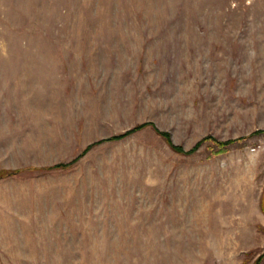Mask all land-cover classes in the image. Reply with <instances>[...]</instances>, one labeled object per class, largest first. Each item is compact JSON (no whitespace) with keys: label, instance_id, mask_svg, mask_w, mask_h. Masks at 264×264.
<instances>
[{"label":"rangeland","instance_id":"obj_1","mask_svg":"<svg viewBox=\"0 0 264 264\" xmlns=\"http://www.w3.org/2000/svg\"><path fill=\"white\" fill-rule=\"evenodd\" d=\"M119 76L88 138L153 125L46 170L85 151L77 126L46 124L63 89ZM155 128L185 151L235 142L185 155ZM88 153L92 217L32 219L24 178L71 193L51 176ZM0 170L18 171L0 180V264H264V0H0Z\"/></svg>","mask_w":264,"mask_h":264},{"label":"crops","instance_id":"obj_2","mask_svg":"<svg viewBox=\"0 0 264 264\" xmlns=\"http://www.w3.org/2000/svg\"><path fill=\"white\" fill-rule=\"evenodd\" d=\"M104 80H98L99 83H102L100 85H97L95 81V77H89V80L86 82H83L81 86H67L65 87L64 94L65 98L64 101L66 102V106L64 108H61V106L57 107V117L54 118H48L47 119V125L50 126V124L54 123L56 126V132L62 133L64 129L60 126L61 124L66 125H75L77 126L78 130H82V140L79 142V147L83 150H86V148L91 145L96 139L95 138H88L87 130L90 128L91 130H102L107 129L106 126L109 124L108 121H105L101 116V108L105 105L106 100V93H109L111 91H115L116 88L119 90L123 89V82L126 80V77L119 76V84L117 86L110 85L111 79L110 77L105 78H99ZM127 79H135V77H127ZM114 82V81H112ZM130 82V81H129ZM134 86V85H133ZM115 90H114V89ZM60 92V91H59ZM76 92H79L81 94H85L86 97L79 99V106L76 107L74 105V97L68 96V94L74 95ZM97 105L96 109L93 110L91 108V105ZM33 127V131L38 132V135L44 136V134L49 133L51 131L49 128L43 127V125H39V128ZM85 128V130H84ZM49 135V134H48ZM34 138L37 136H33ZM66 146H69L70 144L65 143ZM78 146V143H77ZM81 151V152H82ZM93 158L88 153L84 158H82L78 164L74 165L72 168L67 169H60L55 170L56 174H52L51 178H53L55 181L59 178L57 176L62 175V173L67 177L69 181V177L73 180V188L71 193H69V190L66 189L62 190L63 180L58 184L60 186V192L56 191V187L52 186V182H48L47 184H44L43 178H39L38 180L35 177H25L24 178V185H27L30 188V209L34 211V214H31L32 219H38L39 214L37 212H41V217L46 219V224H40L45 226H60L63 225L61 221L65 218H70V220L75 221L72 223H68L65 225H71V226H79L84 225L79 222L81 217L83 218H90L92 215H84L82 211L83 209L81 205H84L85 203L81 204V194H89V192L85 193L80 192V180L84 179L85 182L83 184V188L86 189L89 186V183L87 182L91 176H92V168H93ZM70 170V172H64V171ZM54 173V172H53ZM49 177V176H47ZM46 179V178H44ZM69 183V182H68ZM87 183V184H86ZM68 187V186H67ZM28 190V188H27ZM75 190V191H74ZM94 192H90V194L93 196ZM25 195L29 198V196ZM88 196V195H87ZM72 197V198H71ZM88 211H91L88 209ZM55 221V222H54Z\"/></svg>","mask_w":264,"mask_h":264},{"label":"trees","instance_id":"obj_3","mask_svg":"<svg viewBox=\"0 0 264 264\" xmlns=\"http://www.w3.org/2000/svg\"><path fill=\"white\" fill-rule=\"evenodd\" d=\"M149 125H153L151 123H144L141 125L136 126L135 128L121 134V135H116V136H112L109 137L107 139H102L99 140L91 145H89L86 150L81 154V156L77 157L74 161H72L69 164H58V165H54L52 167L46 168V170H52V169H58V168H63V167H68L70 165L75 164L83 155H85L88 151H90L92 148H94L95 146L104 143V142H108V141H116V140H121L123 138H126L134 133H136L137 131H140L142 129H144L145 127L149 126ZM156 132L161 135L168 143V145L175 151L178 152L180 154H185V155H191L193 154L195 151H197L198 147L203 144L205 141H211L214 145H216L219 148L220 152L226 151L230 145H232L235 141L231 140V141H227V142H219L217 140H215L212 137H207L204 138L202 141H200L193 149H191L190 151H185L182 147L176 146L174 145L172 139H171V135L167 132H162L160 130H158L157 128H155ZM18 173V171H10V170H0V180L16 175ZM262 208L264 211V200L262 202ZM255 264H258L257 262Z\"/></svg>","mask_w":264,"mask_h":264}]
</instances>
